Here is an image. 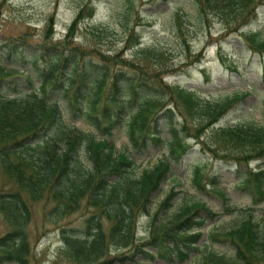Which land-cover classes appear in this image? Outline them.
I'll return each mask as SVG.
<instances>
[{
  "label": "trees",
  "instance_id": "1",
  "mask_svg": "<svg viewBox=\"0 0 264 264\" xmlns=\"http://www.w3.org/2000/svg\"><path fill=\"white\" fill-rule=\"evenodd\" d=\"M258 2L194 0L198 23L205 24L209 13L224 25L225 31L238 29L253 19ZM90 14V6H81L63 41L44 44L38 53L20 39L0 43L6 48L0 52V59L10 58L12 63L0 64V173L13 186L7 190L0 187V216L8 227L0 237V264H28L26 226L31 210L24 195L35 201L45 197V202H51L45 216L53 223L77 210L85 198L89 213L82 227L62 231L61 235L64 256L76 264H137L133 260L141 254L152 259L175 253L183 259L187 254L184 250L196 249L192 245L201 236L196 231L188 233L203 223L199 212L213 213L203 203L184 201L164 220L157 221L160 213L170 209L176 192L169 189L159 201L152 202L171 161L181 160L191 147L182 135L222 161L248 164L264 158V121L214 127L246 93L202 100L189 88L166 84L159 70L147 72L142 67L144 60L159 58L161 53L152 47L139 48L132 32L123 43L135 47V57L141 62L123 58L117 52L108 55L83 51L73 44L74 31L77 23ZM52 25L50 17L45 30L50 32ZM175 26L177 31L180 27L176 22ZM242 37L248 49L264 53V37L259 30ZM200 57L197 53L194 60ZM22 58L29 65L27 71H34L39 78L30 90L20 87L23 81L29 84V76H23L16 67V60ZM101 96L105 99L99 115L106 122V132L124 116L131 149L145 150L150 143L161 141L163 132L168 135L162 140L166 156L150 169L134 171L130 156L116 151L111 141L64 122L60 100L75 117L98 124L100 118L93 119V114ZM206 129L210 131L208 143L199 140ZM207 183L214 185V180L207 181L201 168L193 166L191 184L204 189ZM241 186L250 197L247 214L235 226L207 235L212 241L227 242L232 257L204 249L199 264H264V211L258 221L250 213L253 206L264 201V166L247 169ZM216 192L224 199L220 191ZM144 214L149 220L143 229L146 238L140 240L135 235V224ZM109 249L113 252L107 255Z\"/></svg>",
  "mask_w": 264,
  "mask_h": 264
},
{
  "label": "rangeland",
  "instance_id": "2",
  "mask_svg": "<svg viewBox=\"0 0 264 264\" xmlns=\"http://www.w3.org/2000/svg\"><path fill=\"white\" fill-rule=\"evenodd\" d=\"M85 4L91 7V14L77 23L73 38V44L83 51H97L108 55L117 52L123 58L141 62L135 57V47L124 46L123 43L126 35L132 32L138 40L139 48L152 47L161 53L159 58L144 60L142 67L147 72L159 70L161 80L166 84L189 88L202 100H218L233 93L247 94L214 127L262 124L264 121V53L248 49L247 42L242 37L254 30H259L261 37H264V0L257 3L253 19L238 29L227 31L209 13L206 16L207 22L199 24L194 0H0V43L20 39L38 53L39 47L44 44L62 42L69 23ZM50 17L53 25L48 32L45 25ZM175 22L180 27L177 31ZM2 46L3 44L0 47ZM5 49L0 48V52ZM197 53L201 57L195 61ZM16 62V67L22 70L21 74L29 76V84L21 82V89L30 90L35 84L37 86L39 78L34 71H27L29 65L25 63V59H17ZM0 64L12 63L10 58H1ZM38 66L41 67V63ZM49 93L50 90L47 94ZM104 96L96 103L97 111L93 114V119L100 118L96 125L86 117H75L73 112L65 109L62 100L58 101L64 122L83 132H89L96 138L111 141L116 151H125L130 156L134 171L150 169L158 159L166 156V146L162 140L168 135L162 132L161 141L150 143L145 150L131 149L126 137L124 116L109 132L103 129L106 122H103L99 111L103 107ZM209 132L206 129L199 140L208 143L211 139ZM182 136L191 147L181 160L171 161L168 174L158 191L153 194L152 202L155 203L169 189L176 192L168 212L160 213L156 219L164 220L184 201L203 203L213 215L199 212L203 223L199 228L192 227L188 233L196 231L201 236L192 245L196 249H182L187 253L183 259L176 257L175 253L152 259L141 254L142 256L138 255L133 260L137 264H199L204 249L232 257V248L227 242L212 241L207 235L210 232L221 233L235 226L251 206L247 189L241 186V180L247 169L264 166V158L248 164L222 161L208 155L194 139ZM195 165L201 168L207 181L214 180V185L207 183L204 189H198L191 184V169ZM0 187L3 190L13 188L12 182L3 173H0ZM216 191H220L224 199ZM24 198L31 210L26 226L28 264H76L64 256L61 235L82 227V221L89 213L85 198L80 200L77 210L66 213L62 220L55 223L46 219L51 202H45V197L36 201L25 195ZM253 207L250 213L258 221L264 211V201ZM148 216L140 215L135 224V235L140 240L146 238L143 229L148 223ZM106 223L103 222L105 226ZM6 231L8 227L0 216V237ZM111 252L113 251L109 249L106 254L110 255Z\"/></svg>",
  "mask_w": 264,
  "mask_h": 264
}]
</instances>
